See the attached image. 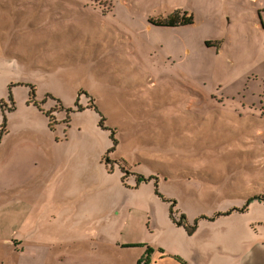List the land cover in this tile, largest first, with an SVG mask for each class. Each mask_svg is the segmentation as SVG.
I'll return each mask as SVG.
<instances>
[{"label": "rangeland", "instance_id": "374dc122", "mask_svg": "<svg viewBox=\"0 0 264 264\" xmlns=\"http://www.w3.org/2000/svg\"><path fill=\"white\" fill-rule=\"evenodd\" d=\"M175 10L194 24L150 23ZM262 92L264 0H120L114 19L91 0H0V101L16 106L0 143V264H186V241L203 264H239L220 251L264 245ZM135 174L158 183L134 187ZM206 233L220 250L201 254Z\"/></svg>", "mask_w": 264, "mask_h": 264}, {"label": "trees", "instance_id": "16d2710c", "mask_svg": "<svg viewBox=\"0 0 264 264\" xmlns=\"http://www.w3.org/2000/svg\"><path fill=\"white\" fill-rule=\"evenodd\" d=\"M119 2L120 0H105L102 4L98 2V4L93 3V1L91 0V5L94 6V9H96L98 11V13L100 14L101 17H112L113 19L116 17L117 15V8L119 6ZM105 5V6H104ZM109 19V18H108ZM112 20V19H111ZM150 23H154L156 25H160L162 27H167V28H171L172 30L176 31V28L182 27V26H189L191 24H194V15L189 14L187 11H180V10H175L174 12H171L169 14V16H167L166 18H149ZM128 37H130V34L126 31ZM210 41H206V44H210ZM189 49V47L187 45H184L183 47V51H182V55L186 54H190L191 50L189 49V52L187 53L186 50ZM170 55H173L172 52H170ZM191 94H192V90H190ZM47 94V98H49V100L53 101L56 103V111L58 113L62 112V110L67 111L68 113V120L65 121V124L69 126V124L71 123V116H70V108L67 107L65 105V103L63 102V100L61 98H59L58 96H56L54 93H52V91H48ZM264 95V92H262L259 95V101H258V105L261 106V108H256L259 111L264 110L263 104H261L263 101L262 97ZM33 96H36L35 94V89L33 88ZM215 97V96H213ZM243 98H245V96L242 97V100H240V103L243 105H246L243 101ZM231 100L236 101V96H232L230 97ZM256 103H252L250 106L251 107H256ZM89 110H95L98 114H100V125L103 128L105 127V122L106 119L103 115V113L100 111L99 107L96 105H91L89 107ZM44 111V110H43ZM46 115L48 116V112H45ZM50 120H52V118H50ZM143 176H139V180L142 179ZM153 178H157L156 176H153Z\"/></svg>", "mask_w": 264, "mask_h": 264}, {"label": "crops", "instance_id": "0c3cea01", "mask_svg": "<svg viewBox=\"0 0 264 264\" xmlns=\"http://www.w3.org/2000/svg\"><path fill=\"white\" fill-rule=\"evenodd\" d=\"M171 227V225L169 226ZM166 230L168 229V227L165 228ZM201 239V245H202V248H200V252L201 254H204L206 252H208L210 250V248H214L216 247L218 250H220V247L216 246V245H212L215 243V239L212 238L211 235H208L206 233L205 237L204 238H200ZM139 243H143V242H133L131 244H139ZM191 243L189 241H186V245H185V249H183L181 251L180 254H178L187 264V261L190 263V264H203L200 260L201 258L198 257L197 260L191 255ZM253 249H256L258 251H263L264 252V245H251L249 246L248 248H245V247H240L239 248V251L235 252V251H232L233 249H230L228 251H220L222 252L223 254H227L229 257L231 255H234V256H237L238 257V260H239V264H256L258 263L259 259L258 257H256V255H258L257 253H253ZM232 251V252H230ZM248 254V255H247ZM244 255H247L248 257H246L245 259H239L240 256H244ZM251 255V256H249ZM264 255V254H263ZM264 260V256H263V259L262 261ZM261 261V262H262ZM260 262V263H261ZM234 261L231 259V258H227L226 259V264H233ZM263 263V262H262ZM209 264V263H208ZM222 264V263H221Z\"/></svg>", "mask_w": 264, "mask_h": 264}, {"label": "flooded vegetation", "instance_id": "af4514ba", "mask_svg": "<svg viewBox=\"0 0 264 264\" xmlns=\"http://www.w3.org/2000/svg\"><path fill=\"white\" fill-rule=\"evenodd\" d=\"M43 97H44V95H43ZM79 97H81V96H79ZM79 100H80V98H79ZM79 100L77 101V102H79ZM32 102L33 103H35V104H37L38 102L36 101V96L32 99ZM76 105H77V103H76ZM0 109L2 110V112H3V115H4V121L1 123V126H0V143H1V141H2V139H3V137H4V135L6 134V132H8L7 131V125H8V115H9V113L11 112V111H13V110H15L16 109V106H15V101H14V98H13V96L12 95H10V97H9V99H2L1 101H0ZM63 132H65L66 134H67V131H66V129H61ZM112 153H114V149L113 148H111L110 150H109V153L108 154H104L103 156H102V158H101V162L104 160V163L107 165V166H109V168H111V169H107L108 171H112V169L114 168V164H115V160L113 159V155H112ZM103 163V162H102ZM103 163V164H104ZM135 172V171H134ZM134 172H132L133 174H134ZM123 178H122V180H121V182L122 183H124V181H126V182H128L129 180H131L130 179V176H128L125 172H123ZM134 177H135V179H136V186H134V187H138V186H140V185H142L143 183H146L147 181H150L152 178H153V175L151 176V177H149V178H146L145 176H143L142 177V179L141 180H139V176H142L141 174H135V175H133ZM157 177V176H156ZM157 179V183H158V177L156 178ZM126 182H125V184H126ZM159 187V186H158ZM160 196H163V194L160 192ZM168 202H170V205L172 204V201L171 200H167ZM154 207H157L158 206V204L157 203H154V205H153ZM173 208V207H172ZM155 221V220H154ZM197 224H198V222H197ZM186 226V225H185ZM185 229H186V231H187V233L189 234V235H194V234H196L195 233V229H194V227H189L188 226V228H186V227H184ZM187 263L189 264V262L187 261Z\"/></svg>", "mask_w": 264, "mask_h": 264}, {"label": "bare ground", "instance_id": "6f19581e", "mask_svg": "<svg viewBox=\"0 0 264 264\" xmlns=\"http://www.w3.org/2000/svg\"><path fill=\"white\" fill-rule=\"evenodd\" d=\"M105 119H106V117H105ZM113 144L114 145H113L112 148L114 149V152H117L119 150V141H118V138L114 139Z\"/></svg>", "mask_w": 264, "mask_h": 264}, {"label": "water", "instance_id": "95a60500", "mask_svg": "<svg viewBox=\"0 0 264 264\" xmlns=\"http://www.w3.org/2000/svg\"><path fill=\"white\" fill-rule=\"evenodd\" d=\"M151 24L154 25V26L162 27V26H160V25H156V24H154V23H151Z\"/></svg>", "mask_w": 264, "mask_h": 264}]
</instances>
